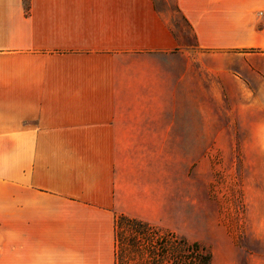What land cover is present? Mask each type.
Returning <instances> with one entry per match:
<instances>
[{
	"label": "crops",
	"instance_id": "0c3cea01",
	"mask_svg": "<svg viewBox=\"0 0 264 264\" xmlns=\"http://www.w3.org/2000/svg\"><path fill=\"white\" fill-rule=\"evenodd\" d=\"M176 2L201 75L257 92L224 54H264V0ZM178 47L156 0H0V264H115L116 215L151 220L137 153L170 141Z\"/></svg>",
	"mask_w": 264,
	"mask_h": 264
},
{
	"label": "rangeland",
	"instance_id": "374dc122",
	"mask_svg": "<svg viewBox=\"0 0 264 264\" xmlns=\"http://www.w3.org/2000/svg\"><path fill=\"white\" fill-rule=\"evenodd\" d=\"M156 5L179 44L170 55L172 79L188 68L186 83L172 85L165 113L170 141L139 146L137 153L139 164L148 163L139 176L148 222L206 246L213 264H264V54H224L228 68L257 91L245 96L224 72L201 75L193 59L208 63L210 55L197 47L176 0Z\"/></svg>",
	"mask_w": 264,
	"mask_h": 264
},
{
	"label": "trees",
	"instance_id": "16d2710c",
	"mask_svg": "<svg viewBox=\"0 0 264 264\" xmlns=\"http://www.w3.org/2000/svg\"><path fill=\"white\" fill-rule=\"evenodd\" d=\"M115 240V264H213L212 252L198 241L123 213L116 215Z\"/></svg>",
	"mask_w": 264,
	"mask_h": 264
}]
</instances>
